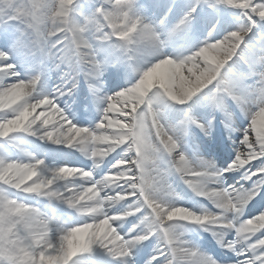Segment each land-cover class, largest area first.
I'll list each match as a JSON object with an SVG mask.
<instances>
[{
    "label": "snow or ice",
    "instance_id": "obj_1",
    "mask_svg": "<svg viewBox=\"0 0 264 264\" xmlns=\"http://www.w3.org/2000/svg\"><path fill=\"white\" fill-rule=\"evenodd\" d=\"M44 4L45 0H0V25H12L15 32L11 47L0 50V142L18 148L16 137L26 134L76 149L92 159L94 167H99L103 159L117 150L123 155L100 180L94 178L93 171L83 168L64 165L49 169L43 160L35 157L20 160L0 156V253L16 245L17 264H80V257L98 247L113 259L126 262L133 247L157 235L163 247L157 249L148 264H217L169 229L173 224L191 223L211 232L221 247L247 257L240 264H264V211L242 219L247 205L264 191V129L254 123L264 113V36L251 46L246 42L252 30L264 23V0H195L168 30L166 38L159 29L164 26L167 15L158 25L147 22L139 14L136 0H115V3L100 0L90 16L78 12V0H53L52 27L49 32L41 33ZM202 6L213 11L221 7L238 10L243 23L219 37L214 35V26L197 46L182 48L180 55L165 54L163 49L187 31ZM77 15L81 16L82 23L75 19ZM99 46L118 54L117 59L127 61L137 80L99 101L104 106L103 112L92 129L73 123L60 106V98L69 95L72 89L58 86L52 94H44L39 90L40 75L23 77L13 62V55L38 57L41 64L49 59L58 60L59 64L74 61L86 70V77L98 79L102 70L96 58ZM153 50L157 54L145 62L143 54ZM200 58L204 59L203 66ZM233 62H242L246 72L233 73L230 68ZM185 67L190 73L187 79L178 76ZM9 78L12 82L5 84ZM178 80L179 89L187 88L180 103L175 99ZM201 93L218 109L230 98L248 120V127L235 149V158L223 170L203 160L190 161L179 148L182 129L163 124L154 108L157 100L154 97L184 105ZM5 97H8L10 112L4 111ZM250 100L257 102L252 104ZM38 108L43 110L34 115ZM189 123L206 131L205 125L191 117L186 118L184 125ZM143 132L150 137L153 153L147 161L141 158L148 150ZM136 153L139 155L134 163L131 154ZM165 154L171 157L170 167L197 195L214 205L215 213L207 210L196 213L173 203L169 206L164 199L151 195L157 190L167 192V199L171 200L165 179L167 173L160 167ZM229 173H239L252 187L229 185L225 188L223 177ZM89 190L99 191L98 199L112 198L116 204L133 201V204L118 214L89 210L82 207ZM29 197L45 200L49 207L63 204L99 223L81 219L77 224L63 227L54 222L46 242L39 234H33L30 243H23L22 229L12 222V217L32 212L44 219L57 218L54 210L45 211L28 202ZM178 207L186 210L184 219L177 218L175 208ZM133 216L139 217L140 223L122 235L118 230L121 223ZM79 229H86L82 237L76 231ZM230 233H234L233 240L226 239ZM74 236L80 242L74 244ZM0 264L5 262L0 260Z\"/></svg>",
    "mask_w": 264,
    "mask_h": 264
},
{
    "label": "rangeland",
    "instance_id": "obj_2",
    "mask_svg": "<svg viewBox=\"0 0 264 264\" xmlns=\"http://www.w3.org/2000/svg\"><path fill=\"white\" fill-rule=\"evenodd\" d=\"M86 2V3H84ZM83 1H79V5L77 6L79 8L78 12L81 13L83 16H90L92 14V12L94 11L95 7L100 3V0H84ZM184 3V7L180 10H178L177 12L174 13V17L173 19L168 22V23H164V26L162 28L159 29V31L161 32H165L167 33L169 29H171L175 23L191 8V6L194 4L195 0H136L137 6H138V11L139 14L145 18V20L147 22H151L154 25H158L160 23V18H156L153 19L154 16H152V14L149 11V5H150V10L154 9L156 6L161 8L162 6L165 5V7H169L172 5H179L180 3ZM113 3H115V0H113ZM173 9V7H172ZM224 15V16H222ZM226 17V18H225ZM75 19L77 20L78 23H82V19L81 16L79 15L78 18L75 17ZM163 20V19H162ZM206 20H211V24H212V28L215 26L216 31H218L219 33L216 35L217 37L219 36H223L224 34H226L229 31H233L236 30L238 26L241 25V23H243V18L242 15L240 13V11L235 10V9H231V8H225V7H221L219 8L217 11H213L209 8H207V6H202L201 8L197 9V13L193 16L192 20H191V24L189 26V28L187 29V31L185 33L181 34V37L179 39H175L176 41H179L180 39L182 40V35H186L187 33L190 34L191 39L189 40L187 37L182 40V42L179 43V47L182 51V48H193L195 46H197L201 41H203L205 38H200L197 35V31H196V27L198 26V24H200V22H206ZM200 21V22H199ZM199 22V23H198ZM222 25L227 26V28H223ZM205 32H209V29H205ZM203 31V32H204ZM262 36H264V23L259 24L256 28H254L252 30V32L250 33V35L246 38V42L249 44V46L253 45L255 43L256 40L260 39ZM7 37V38H6ZM15 38V32H14V26L12 25H0V50H8L13 42V39ZM190 41V42H189ZM197 41L199 43H197ZM180 55V54H179ZM118 54H111L106 48H104L103 46H99L98 50L96 52V58H97V62L101 64L102 66V70L108 72V73H112L113 70L116 69V67L118 66V68L120 69L119 72L117 73H123V72H127V76L129 77V80L125 83L124 87L121 88H112L110 86H108V78L107 81L106 80H95L96 78H94V82L90 83L87 82L88 80H86V78L84 79V83L83 86L79 89V92L76 96H74V93L71 92L68 96H66L65 98L60 99V106L63 108H67L68 106H70L72 103L76 102L79 98L83 99V98H88V100H92V102H97L94 108V113L96 112L97 108L100 109L102 107L99 106V101L101 99H103L106 96H110L112 94H115L123 89H126L127 87H130L132 84H134L137 80V74L133 71L132 67L128 64L127 61L125 60H119L117 59ZM200 61H203L204 64V59L200 58ZM13 62L17 64V68L21 67L23 69H25L26 71L31 70L32 72H34V74H39L36 73V71L40 70V68L42 67L43 69L46 68L50 69L52 71V68L57 67V64H59L58 60H54V59H49L48 61H45L43 64H41L39 62V58L35 57H26V56H16L13 55ZM128 64V65H127ZM61 65V66H60ZM59 67L62 68V71L60 70L59 72V76L58 77H63L65 76L66 79H69L68 82H66L67 84H71L70 86L73 87V85H75L76 83V79H75V71H77V69H79V71L85 75L86 70L77 66L75 64L74 61L72 62H67V63H62L60 64ZM230 68L232 70L233 73L236 74H243L244 72H246V68L243 65L242 62H233L230 65ZM104 72V73H106ZM49 78L51 79V72L49 73ZM26 75V74H25ZM24 75V77H25ZM190 75V73L187 75L186 78H188ZM72 76V79H71ZM101 78H103V73L100 76ZM12 78H9L8 80H6L8 84L10 83ZM71 79V80H70ZM65 81V80H64ZM63 81V82H64ZM101 83L103 85H101ZM50 83H45L42 86L43 87H49ZM53 84V83H52ZM77 84V83H76ZM68 86V85H67ZM104 86V88H103ZM57 88V87H56ZM67 88V87H66ZM75 90V87H73ZM94 89H99V92H94ZM55 89H52L51 91ZM155 88L152 89V91H154ZM229 101H231V103L235 104L230 98ZM193 102V104H192ZM211 104L208 103L207 99L205 98V93H201L198 94L197 96H194L189 102H187L184 105H177L174 102H171L169 100H167L166 98L163 99H159L154 101V108L155 110L158 112L159 114V118L161 120V122L163 124H165L166 126L169 127H176V126H180L184 124V120H182L185 116H187V114L191 117V118H197L200 115V110L202 109H206V107H209ZM236 105V104H235ZM198 108L197 110H194L193 108ZM236 107V106H235ZM223 111H224V115H223V119H225V121L230 119V115L227 113L226 111V107L225 104H223ZM237 114H239V118L241 121V123H243L242 125H239L235 122L233 126H229L227 123V129L225 131V134L223 135V140L226 141H231L233 138V135L235 133L241 134L242 136V128L246 129V127H248V120L244 117V115L241 113L240 109L237 106ZM4 111L10 112V109H6ZM42 110L37 109L36 113H34V115L38 114L39 112H41ZM101 115L102 112H96L95 114H92V121L93 124H90L88 122V118H87V114L86 115H76L77 117L80 118H84L85 119V123H77L75 122L76 119H71L73 121V123H75L78 126L81 127H88L90 129L95 128L96 124L99 122V120L101 119ZM11 118V116H10ZM43 119V117L41 118ZM123 119V117H121V120ZM246 124V126H245ZM50 127V125H49ZM213 132H215V128H212ZM230 132H234V134L232 136L229 135ZM241 137H239L240 139ZM152 139L154 140V130H153V136ZM16 143L19 145V147H13L11 144H8L7 142H0V156H3L4 158L7 159H20V160H27L29 156L31 157H35L37 160H43L45 162V166L49 169H54L60 166H64V165H69V166H73V167H78V168H83L89 171H93V175L94 178L96 180H100L104 177V175L112 168V165L115 164L117 162V160L120 159V157L123 155V153L120 150H117L118 153L114 152L111 155L114 154V156H118V158L116 159L114 156L113 158H111L108 163L106 164V169H104L103 171H101V167H102V163L103 161L100 163L99 167H94V162L92 159L87 158L85 155H83L82 153H80L78 150L73 149V148H68L66 146L63 145H55L52 143H49L47 141H42L40 139H38L37 137H31L28 136L26 134H18V136L16 137ZM196 145V144H194ZM97 147H104L103 145H98ZM45 148V149H44ZM48 148H53L54 152H52L51 150H49ZM44 150H46L45 152H43ZM183 150H185V148H183ZM52 152V153H51ZM67 152V153H66ZM185 155V151H182ZM28 154L27 156L25 154ZM51 153V154H50ZM66 154V156L69 157L68 162H62V160L58 163L56 162V158H58V161L61 159V156L63 154ZM201 154V150L199 152ZM190 161L192 162H196L199 161V159H203L201 156L197 157L196 159L194 158V155H186ZM203 156V155H202ZM204 157V156H203ZM171 158V157H170ZM170 158H168V155H164L161 160H160V167L162 171H165L167 173L166 175V184L168 186V189L170 191V193L172 194L171 200H174L176 205L179 206H183L185 208H188V205L186 203V191H189L192 193H194V191L189 188L185 182L183 181V189L185 190L182 191L180 189V187L178 186L177 183H175L174 185V181L172 179V173L175 174L177 176V180L178 178L180 180H182L180 178V175L175 172L174 169H172L170 167ZM206 158V157H204ZM207 162L210 164H213L212 159L206 158ZM234 160V159H233ZM214 165V164H213ZM224 167L221 169L223 170ZM177 173V174H176ZM169 174V175H168ZM72 177H69V179H71ZM35 179V178H34ZM242 181V180H241ZM83 183V181H81ZM31 183V182H29ZM250 183V182H248ZM172 184V187H171ZM90 185H86V187H88ZM175 186V187H174ZM191 190V191H190ZM118 191V189H117ZM28 202L30 203H34L36 205H38L39 207H41L42 209H44L45 211H50L49 210V206L48 202L39 198H34V197H29L27 198ZM133 204V201H129L128 204H125L123 202L118 203V209L120 212H123L125 210L128 209L129 205ZM47 205V206H46ZM55 206H59L58 203L55 204ZM67 210V212L69 213V215L81 220V219H86L88 223H99V221H93L91 218L85 216L80 218L78 216V214L75 212V210L68 208L67 206H64ZM263 211H264V203H263ZM68 214H66L65 218L70 220V218H68ZM247 219V218H245ZM79 223V222H77ZM75 223V224H77ZM140 223V218L137 216H133V217H128L125 220V228L126 233H129V231L133 228L134 225H138ZM189 224V223H187ZM180 229L178 231V235L180 236L181 240L186 241L188 243V245L194 247V241H196L197 239H194V233H197V237L200 235V237L202 236H208L209 239L213 242V249L215 250V252H213V254H216L217 252L220 251H224L226 250V248L221 247L216 239L213 237L212 233L209 231H204L202 227L196 225V227H190V230L187 229L186 225H183L182 223L180 224ZM78 226H82V225H78ZM70 227V226H69ZM137 232L140 231L139 228L136 229ZM234 233H230L227 234L226 238H228V236H231ZM155 236V240L162 245L163 247V241L160 239L159 236L157 235H153ZM147 241V240H146ZM195 248V247H194ZM102 249L100 248H95L94 251L91 254H86L82 257L79 258L81 264H94V259L97 260L98 257L92 258L93 254L101 251ZM104 251V250H103ZM155 252V250H153ZM213 254H212V258H213ZM99 256V255H97ZM219 256V254H218ZM100 257H106V256H101ZM247 258V257H245ZM214 259V258H213ZM215 260V259H214ZM107 261L112 262V264H122V261L119 260H115L112 257L107 258ZM220 261V258H218L217 263ZM129 264H135L133 263L132 259H128Z\"/></svg>",
    "mask_w": 264,
    "mask_h": 264
},
{
    "label": "bare ground",
    "instance_id": "obj_3",
    "mask_svg": "<svg viewBox=\"0 0 264 264\" xmlns=\"http://www.w3.org/2000/svg\"><path fill=\"white\" fill-rule=\"evenodd\" d=\"M150 12L153 14V15H157V14H161V15H163V16H165V14L167 15L168 14V11L166 12H164V10H150ZM222 27L223 28H227V26H225V25H222ZM200 28H202V27H198V29H197V31H199V29ZM197 34H199V32H197ZM167 37V34H164V37L163 38H166ZM170 44H175V40H173V41H171L170 42ZM164 51V50H163ZM166 52V51H165ZM166 54H169V55H179V54H181V50H178V45L176 46V45H172V47H171V52H169V53H167L166 52ZM199 63H200V65L201 66H203L204 64H203V61L201 62V61H199ZM60 65V64H59ZM61 66V65H60ZM17 70L21 73V75L24 77V75L25 74H27L28 72L25 70V69H23V68H21V67H18L17 68ZM60 70L62 71V68L61 67H55V68H52V75L54 76V78L52 79V86H53V89H56V87H58V86H65V87H67L66 89H74L73 87H71L70 85L71 84H67L66 82H68L69 81V79H66L65 78V76L63 77V80H62V77H58L59 76V72H60ZM104 72H106V71H104V70H101V74L103 73V78H101V77H99L98 79L96 78L95 80H100V79H102V80H106L107 81V78H108V86H110V87H112V88H121V87H124V85H125V83L129 80V77L127 76V72H123V73H116V72H113L112 71V73H108V72H106V73H104ZM193 72H197V69H193ZM75 74L74 75H76V77H75V79L76 78H78L76 81H77V83L78 84H80V85H83V83H84V79L86 78V80H88L87 82H90V83H93L94 82V78L93 77H86V75H83L82 73H79L78 71H75L74 72ZM82 74V75H81ZM189 74V72H188V70H187V67H185L184 69H182L181 70V72L178 74V76L179 75H182L185 79H187L186 77H187V75ZM101 76V75H100ZM71 79H72V76H71ZM70 79V80H71ZM65 80V81H64ZM44 81H46L45 80V77L43 78V79H41V84L44 82ZM64 81V82H63ZM12 82V79H11V81H10V83ZM5 83H7L6 81H5ZM68 85V86H67ZM101 85H103L102 83H101ZM75 87H76V83H75ZM103 88H104V86H103ZM39 90L42 92V93H44V94H52L53 92H54V90H52L51 91V87H43L42 85H40V88H39ZM176 90L178 91L179 90V80L177 81V86H176ZM72 92V91H71ZM66 96H63V97H61L60 99H62V98H65ZM7 103H8V97H5V108H4V110H6V109H8V107H7ZM192 104H193V102H192ZM102 104L99 102V106H101ZM13 106H15V105H13ZM103 105H102V107L100 108V109H98L97 110V112H103ZM38 109H40V110H43L42 108H38ZM194 110H197L198 108H193ZM63 110L65 111V114L69 117V119H76L75 120V122H77V123H85V119L84 118H80V117H77L75 114H76V112L75 111H72V112H70L69 114H68V112L66 111V109L65 108H63ZM221 113V109H217V108H214L212 105H211V110L210 109H202V110H200V114L202 115V116H200L199 117V119L198 120H196L197 122H199V123H202V122H205L206 120H212V119H214V117L216 116V115H219ZM53 118H55V119H59V117H56V116H54ZM87 118H88V122L90 123V124H93V121H92V118H91V115H89V116H87ZM186 120V118L184 117L182 120ZM193 119V118H192ZM184 120V121H185ZM194 120H195V118H194ZM245 126H246V124H245ZM173 128H181L182 129V139L178 142L179 143V148H180V150L181 151H183V149H182V145H184V139H186L187 137L189 138V140H190V138H191V136H192V131H194V132H198V134L199 135H203V131H201L200 130V128L199 127H197L195 124H191V123H189V124H187V126H185L184 124H183V126L182 125H180V126H176V127H173ZM196 128V129H195ZM247 128V127H246ZM245 129V128H244ZM243 128H242V131L244 130ZM236 137H238L236 140H234L231 144H230V150H229V152L227 153V155L226 156H228L227 157V159H225V161L224 162H222L221 164H220V167H221V165H222V167L221 168H223V165H224V169L225 168H227L230 164H229V161L232 163V161H233V159L235 158V149L238 147V145H239V141H240V139H239V137H241V134H237V135H235V138ZM189 143V142H188ZM45 149V148H44ZM49 150H51L52 152H54V150H53V148L51 149V148H48ZM46 150H44L43 152H45ZM51 152V153H52ZM50 153V154H51ZM67 153V152H66ZM116 153H118V151H116ZM185 153H186V155H191L190 153H189V151H187V150H185ZM114 155V154H113ZM225 156V157H226ZM187 157V156H186ZM197 157H199V152H195L194 153V158L196 159ZM224 157V158H225ZM111 158H113V156L112 155H110L109 157H107V158H105L104 159V162L105 163H102V169H101V171H103L104 169H106V164L108 163V161L111 159ZM168 158H170V156H168ZM62 160V162L64 163V162H68V160H69V157L68 156H66V154L64 153L62 156H61V159L58 161V163L60 162ZM170 160H171V158H170ZM199 160H203V161H206L207 162V160L205 159V158H203V159H199ZM255 163V162H254ZM226 166V167H225ZM217 169H219V170H221L219 167H217ZM239 175V173H229V174H226V176H224L223 177V183H224V187L225 188H227L229 185H235L234 183L235 182H233V180H232V177L233 176H235V175ZM181 178V177H180ZM29 182H31V181H29ZM179 182H183V180H179ZM240 185H243V187L245 188V184L244 183H240V184H238V185H235V186H237V187H239ZM251 186V185H250ZM192 193V192H191ZM192 197H186L185 199H186V203H187V205H188V208L189 209H191L192 211H194V212H196V213H201L202 211L200 210V204H199V201H203L202 199H204V198H202V197H200L199 195H197V193L194 191V193H192ZM171 201V203H173V204H175V202H174V200H170ZM204 202H206V203H208V204H210V206H212V208L214 209V210H216L215 209V207H214V205L209 201V200H207V199H204ZM259 202H263L264 203V193H262V195H261V197H259V199H257L255 202H254V204L253 205H251L250 207H249V204L247 205V207L245 208V209H248L249 208V211H246V215H245V217H250V216H255V215H257L261 210L257 207V204L259 203ZM58 205L59 206H55V204L54 205H51L50 207L49 206H47V207H49V210H54V212H55V215H56V217L60 220V222L63 224V225H66V226H72L73 224H75V223H77V222H80L81 220H79V219H77V218H75V217H73V216H71V215H69V213L67 212V210H66V208L64 207L65 205H63V204H59L58 203ZM176 205V204H175ZM177 206H179V205H177ZM244 209V210H245ZM208 212H210L209 210H207ZM66 214H68V218H70V220H68V219H66L65 218V216H66ZM109 214H114L113 213V208L111 209V210H109ZM117 214V213H116ZM90 218V217H89ZM110 223H111V221H110ZM183 225H186L187 223H182ZM119 231H120V233L123 235V234H125V229L124 228H122V224H121V226L119 227V229H118ZM105 231H107V229H105ZM152 239H154V244L156 245V248L158 249L159 247H162V245L161 244H159L156 240H155V236H152L151 237ZM234 239V236H233V234L229 237V240H233ZM116 243H119L118 241L116 242ZM206 243L207 242H205L203 245H206ZM209 246H211V244L210 243H207V245L203 248V247H201L200 249H199V252L200 253H203V254H205V250L209 247ZM196 249H198V247L196 246ZM232 254H234V253H232ZM97 255H99V256H97ZM100 255L101 256H106V257H100ZM147 256V251L146 250H144V249H142V247H141V244H138V245H136L135 247H133L132 248V255H131V257L129 258V259H132L133 260V263H135V264H148V263H146L147 262V260H148V258L146 257ZM95 257H98V259L97 260H95L94 259V264H112V262H108L107 261V258H109L110 256L105 252V251H103V250H101V251H98V252H96V253H94L93 254V257L92 258H95ZM147 258V259H146ZM240 261H241V258L239 257V256H237V257H233L232 259L230 258V257H227V260L226 259H223V258H221V260L218 262V264H240ZM80 264H81V262H80ZM122 264H129V262H128V259H127V261L125 262V261H122Z\"/></svg>",
    "mask_w": 264,
    "mask_h": 264
},
{
    "label": "clouds",
    "instance_id": "obj_4",
    "mask_svg": "<svg viewBox=\"0 0 264 264\" xmlns=\"http://www.w3.org/2000/svg\"><path fill=\"white\" fill-rule=\"evenodd\" d=\"M54 15H55V9L53 7V0H45L44 10H43L44 19H42L40 26H39L41 33H47L50 31L52 27L51 22L53 20ZM156 54L157 53L155 52V50L150 51V52H145L143 54V59L146 62L147 60L151 59L152 56ZM165 83L166 81L162 82L160 86L161 87L165 86ZM186 92H187L186 87L180 88L178 91H176L175 99L177 100V103L182 102V98L184 95H186ZM154 98L158 100V97H154ZM190 100H188L187 102H189ZM256 102L257 101L255 100L249 101V103H252V104ZM212 106L216 108L214 105ZM238 108L243 114L241 108L239 106ZM254 123L257 124L261 129H264V113H261L258 116V118L254 121ZM142 135L144 137V144L148 150L142 155L141 158L147 161V160L152 159V155H153L152 150H151V140H150V137L147 136L146 132H143ZM131 155H132L133 162L136 163L137 155H139V153L131 154ZM65 171H74V170L67 169ZM89 192H90V195H88L87 197V202L82 205V207L84 208H87L89 210H94L99 213H104L106 211L111 210L113 207H115V205H117L116 203L112 202V198L98 199L100 195L99 191L89 190ZM151 195L157 198L164 199V202L169 204V206H171L172 204L171 201L167 199V192H161L157 190V191H153ZM185 211L186 210L184 208H179V207L175 208V213L177 214V218L184 219ZM76 213L78 214L80 218H82L79 212H76ZM11 220L15 225H17L18 228L22 229L21 240L23 243H30L32 239L34 238L33 234H39L40 237L46 242L48 233L52 230V225L54 222L59 223L63 227H66V225H63L60 222V220L57 218L49 217L48 219H44L40 215L34 214L32 212H27L23 216H20V217H12ZM248 223L249 225H251L252 222L249 221ZM180 226H181L180 224H173L169 226V229L171 232L178 233ZM76 231L78 233V236L82 237L86 229H79ZM78 236L73 237L74 244L80 242ZM17 254H18L17 246L10 245L6 248V250L3 253H0V260L4 261L5 264H17Z\"/></svg>",
    "mask_w": 264,
    "mask_h": 264
}]
</instances>
